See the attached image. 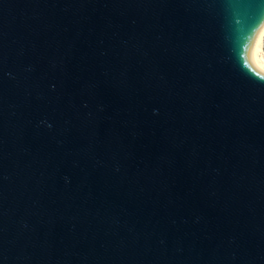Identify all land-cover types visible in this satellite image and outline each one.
<instances>
[{
    "label": "water",
    "instance_id": "95a60500",
    "mask_svg": "<svg viewBox=\"0 0 264 264\" xmlns=\"http://www.w3.org/2000/svg\"><path fill=\"white\" fill-rule=\"evenodd\" d=\"M264 0H0V264H264Z\"/></svg>",
    "mask_w": 264,
    "mask_h": 264
},
{
    "label": "clouds",
    "instance_id": "9594fccd",
    "mask_svg": "<svg viewBox=\"0 0 264 264\" xmlns=\"http://www.w3.org/2000/svg\"><path fill=\"white\" fill-rule=\"evenodd\" d=\"M249 49L251 55H255L258 52H260L261 49H264V22L259 23L258 26H256L252 30L249 38L245 41V44L243 46L242 59H243V65L247 71H249L247 66L248 61L244 57Z\"/></svg>",
    "mask_w": 264,
    "mask_h": 264
},
{
    "label": "snow or ice",
    "instance_id": "6c2138e0",
    "mask_svg": "<svg viewBox=\"0 0 264 264\" xmlns=\"http://www.w3.org/2000/svg\"><path fill=\"white\" fill-rule=\"evenodd\" d=\"M248 66V65H247ZM260 76V79L264 80V73H257Z\"/></svg>",
    "mask_w": 264,
    "mask_h": 264
}]
</instances>
